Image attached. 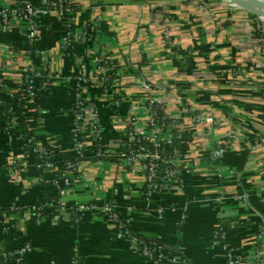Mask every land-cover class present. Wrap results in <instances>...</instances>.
Wrapping results in <instances>:
<instances>
[{
  "label": "crops",
  "instance_id": "1",
  "mask_svg": "<svg viewBox=\"0 0 264 264\" xmlns=\"http://www.w3.org/2000/svg\"><path fill=\"white\" fill-rule=\"evenodd\" d=\"M18 1L0 0V6L12 7ZM73 1L80 8L76 31L95 26L88 33L90 47L96 52L98 44L121 73L118 102L122 97L128 101L138 92L139 82L146 81L163 86L171 111L183 102L188 107L181 111L173 130L182 188L167 187L152 201L162 206L184 204L187 218L178 228L176 213L158 218L147 209L141 176L116 158L123 143L127 106L109 103L112 99L104 100L96 89L85 98L98 110L105 156L93 158L95 149H86L83 177L73 182L65 204L113 201L119 217L129 220L132 236L161 245L179 264H223L224 246L235 249L241 264H264V47L260 46L262 35L250 37L248 23L238 11L246 6L231 0ZM38 25L41 38L33 49L48 54L38 59V65L61 73L74 71V61L59 50L61 22L50 16ZM21 27L14 26L6 34L14 53L0 48V66L14 78L18 74L13 70L23 71L24 50L28 49ZM87 45L88 41H79L75 54L86 53ZM39 96L43 110L33 134L37 147L53 151L60 166L71 156L68 109L72 94L65 84L55 81ZM189 110L211 116L214 128L208 131L205 124L195 123ZM3 125L0 117V252L25 244L31 247L19 262L13 259L6 264H73L74 259L78 264H151L134 251L131 241L117 238L114 224L97 209L81 218L65 212L40 218L31 214V204L45 190L51 194L54 190L39 184L34 170L12 169L14 158L20 160L21 143L9 142ZM229 131L232 138H228ZM222 140L223 156L210 161L208 153ZM110 152L114 155L108 156ZM224 168L232 174L218 177L217 171ZM11 205L21 214L11 213ZM222 222L234 226L215 246L212 233Z\"/></svg>",
  "mask_w": 264,
  "mask_h": 264
},
{
  "label": "built area",
  "instance_id": "2",
  "mask_svg": "<svg viewBox=\"0 0 264 264\" xmlns=\"http://www.w3.org/2000/svg\"><path fill=\"white\" fill-rule=\"evenodd\" d=\"M80 8L73 0H19L12 7L0 6V48L12 55L15 49L13 44L5 41L6 34L14 26L23 29L25 43L28 46L24 50V63L22 73L16 71L18 78L5 73L0 66V108L8 120H4L3 131L9 142L18 140L21 143L20 160L14 158L13 170H34L37 174V182L44 186H50L54 193L48 192L49 197H42L28 208L30 213L40 218L43 215L54 217L59 212L75 213L78 217L85 212L97 209L105 215L116 228L117 238H126L132 242L134 251L147 258L151 264H179L175 256L167 255L161 245L154 242H145L132 236L129 230V220L122 219L117 213V205L108 201L100 205L95 204H65V199L72 190L73 182H79L82 160L87 156L86 149H95L93 158L103 159L102 134L98 123L97 108L85 98L87 92L96 89L101 98L112 99L109 103L118 106L126 97L117 101L119 93L117 86L121 84V73L114 69L97 43L96 52L90 47L92 39L88 33L96 30L95 26L85 27L81 32L75 29V16ZM54 16L63 26V34L59 40V50L62 55L74 61V71L61 74L52 71L47 65L43 69L38 65V59L46 57V51L33 49L40 40L38 21ZM88 41L86 53L79 56L75 54V45ZM78 55V56H77ZM55 81H61L69 86L71 91V103L68 113L72 117L70 128L71 156L57 166L53 151L38 148L33 129L38 125L42 108L38 105L41 91H45ZM137 93L130 97L127 124L123 132V143L116 158L122 161L132 173L141 176V188L143 197L147 202V209L162 218L166 212L176 213L175 227H182L187 218V207L183 204L169 203L152 205L162 191L167 187L182 188L181 177L177 171V157L175 150L176 129L181 118V111L187 109L184 102L176 111H171L166 102L163 86L152 85L141 81L136 86ZM163 88V89H162ZM127 101V100H126ZM178 110V111H177ZM195 123L205 124L206 130L214 128V120L211 116H204L198 111H191ZM19 122V123H18ZM173 131V132H172ZM170 133V134H168ZM229 137H233L229 131ZM226 137V141L228 140ZM94 145V146H93ZM166 146L172 147V152L166 150ZM98 147V149H97ZM225 152L223 140L213 147L208 153L210 161L218 160ZM113 152H110L109 155ZM228 168L217 171V176L224 178L231 175ZM116 193V192H115ZM10 212L21 214V210L11 205ZM56 214V215H55ZM81 218V217H80ZM222 222L216 226L212 233V244L220 245L225 235L233 224ZM225 260L223 264H241V257L233 248L223 247ZM31 251L28 244L15 249L12 252H0V264H6L13 259L19 262L20 258ZM73 264H78L76 259Z\"/></svg>",
  "mask_w": 264,
  "mask_h": 264
},
{
  "label": "rangeland",
  "instance_id": "3",
  "mask_svg": "<svg viewBox=\"0 0 264 264\" xmlns=\"http://www.w3.org/2000/svg\"><path fill=\"white\" fill-rule=\"evenodd\" d=\"M185 1H187V0H185ZM201 1H203V2H205V3H211L210 2V0H200L199 2H201ZM246 1V4H244V6H246L245 8H247L248 9V12L247 11H244V9H241V8H239V12H240V14H242V18H243V20H245L244 22L246 23V25H247V23H248V27H249V31H250V37L252 38V39H257V37H255V35H262V37L261 38H259V40H261V43H260V46H261V48L262 47H264V21L263 20H261L260 18L258 19V17L257 16H255V15H253V13L251 12V11H255L256 10V6H255V2L253 1V0H245ZM258 1V3L260 4V6L261 7H264V4H261L264 0H257ZM202 2V3H203ZM261 2V3H260ZM202 5V4H201ZM202 6H207V4H205V5H202ZM207 9V8H206ZM231 12H229L230 13V15H231V17L233 18V8L231 7ZM246 12L248 13V14H246ZM251 15V16H250ZM250 18V19H249ZM248 19V20H247ZM230 23H232V22H230ZM61 74H64V73H61ZM68 88H69V86H67ZM99 96V95H98ZM104 100H106V99H104ZM109 100V99H108ZM106 102V101H105ZM124 103H125V105L127 106V109H129V107H130V102L129 101H123ZM120 105V104H119Z\"/></svg>",
  "mask_w": 264,
  "mask_h": 264
},
{
  "label": "water",
  "instance_id": "4",
  "mask_svg": "<svg viewBox=\"0 0 264 264\" xmlns=\"http://www.w3.org/2000/svg\"><path fill=\"white\" fill-rule=\"evenodd\" d=\"M231 1L240 7L244 6V4H246L245 0H231ZM253 1L255 2L254 4L256 6V10L251 11V12L253 13V15H255L257 17L264 18V7H261L257 0H253ZM242 9H244L245 11L248 12L247 8L242 7Z\"/></svg>",
  "mask_w": 264,
  "mask_h": 264
},
{
  "label": "trees",
  "instance_id": "5",
  "mask_svg": "<svg viewBox=\"0 0 264 264\" xmlns=\"http://www.w3.org/2000/svg\"><path fill=\"white\" fill-rule=\"evenodd\" d=\"M3 112H4V110L0 108V115H1ZM3 120H5V121L8 120V119H7V115L4 114ZM166 150H168L169 152H172V150H173V146H172V147H171V146H170V147L166 146ZM43 197H49L48 192H47L46 190H45V192H44V194H43Z\"/></svg>",
  "mask_w": 264,
  "mask_h": 264
},
{
  "label": "bare ground",
  "instance_id": "6",
  "mask_svg": "<svg viewBox=\"0 0 264 264\" xmlns=\"http://www.w3.org/2000/svg\"><path fill=\"white\" fill-rule=\"evenodd\" d=\"M260 3H261V2H260ZM261 4H264V1H263Z\"/></svg>",
  "mask_w": 264,
  "mask_h": 264
}]
</instances>
